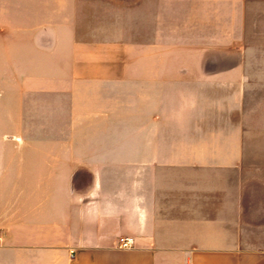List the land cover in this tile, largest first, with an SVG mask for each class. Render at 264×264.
<instances>
[{
  "label": "crops",
  "instance_id": "crops-1",
  "mask_svg": "<svg viewBox=\"0 0 264 264\" xmlns=\"http://www.w3.org/2000/svg\"><path fill=\"white\" fill-rule=\"evenodd\" d=\"M0 264H264V0H0Z\"/></svg>",
  "mask_w": 264,
  "mask_h": 264
},
{
  "label": "water",
  "instance_id": "water-1",
  "mask_svg": "<svg viewBox=\"0 0 264 264\" xmlns=\"http://www.w3.org/2000/svg\"><path fill=\"white\" fill-rule=\"evenodd\" d=\"M94 185V175L84 166L77 167L70 181V188L75 192H87Z\"/></svg>",
  "mask_w": 264,
  "mask_h": 264
},
{
  "label": "built area",
  "instance_id": "built-area-1",
  "mask_svg": "<svg viewBox=\"0 0 264 264\" xmlns=\"http://www.w3.org/2000/svg\"><path fill=\"white\" fill-rule=\"evenodd\" d=\"M121 244L123 245V246H129V245H131L132 244V241H131V239H128V238H122L121 240Z\"/></svg>",
  "mask_w": 264,
  "mask_h": 264
},
{
  "label": "rangeland",
  "instance_id": "rangeland-1",
  "mask_svg": "<svg viewBox=\"0 0 264 264\" xmlns=\"http://www.w3.org/2000/svg\"><path fill=\"white\" fill-rule=\"evenodd\" d=\"M246 148H247V147L245 146V151H246Z\"/></svg>",
  "mask_w": 264,
  "mask_h": 264
}]
</instances>
